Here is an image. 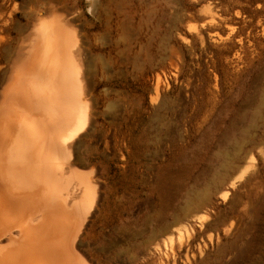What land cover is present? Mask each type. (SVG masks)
<instances>
[{"label": "rangeland", "instance_id": "obj_1", "mask_svg": "<svg viewBox=\"0 0 264 264\" xmlns=\"http://www.w3.org/2000/svg\"><path fill=\"white\" fill-rule=\"evenodd\" d=\"M96 1L93 6V0H0V36L22 38L26 51L31 28L23 9L39 3L55 5L63 18L73 14V26L93 45V94L101 114L98 128L80 143L74 165L82 173L92 171L98 209L93 206L84 223L86 237L78 243L84 261L264 264V81L257 78L264 49L239 74L222 72L215 97L207 67L192 84L196 53L186 39L187 22L173 18L174 0L156 1L160 20L156 32H148L154 49L141 46L144 35L131 24L111 33L100 30L103 5ZM180 2L187 11L197 10ZM121 9L119 14L133 18L126 5ZM10 15L11 23L4 20ZM4 48L2 80L8 75Z\"/></svg>", "mask_w": 264, "mask_h": 264}, {"label": "bare ground", "instance_id": "obj_2", "mask_svg": "<svg viewBox=\"0 0 264 264\" xmlns=\"http://www.w3.org/2000/svg\"><path fill=\"white\" fill-rule=\"evenodd\" d=\"M99 1L103 5L97 22L100 30L111 33L131 24L144 35L141 46L149 44L154 49L155 37L148 32H156L160 20L157 0ZM186 1L197 10L187 11L180 7V0H174L172 12L174 20L187 22L185 38L196 53L189 76L192 84L198 83L207 67L210 92L217 97L221 73L239 74L264 49V0ZM125 5L133 18L119 14ZM54 7L42 3L24 6L31 28L27 51L22 38L0 36V47L7 48L8 68L5 81L0 79V264L89 262L79 253L78 243L86 237L84 223L97 200L93 205L92 171L82 173L74 165L80 143L99 126L101 111L92 84L95 68L91 70L95 57H91L93 45L87 36L73 26V14L68 11L63 18ZM95 10L99 12L97 7ZM12 18L4 20L11 23ZM23 25L15 26L16 30L20 32ZM149 60L153 64L155 55ZM257 78L264 81V70ZM157 86L152 89V103L158 99Z\"/></svg>", "mask_w": 264, "mask_h": 264}]
</instances>
